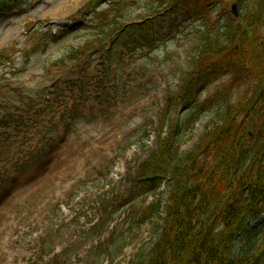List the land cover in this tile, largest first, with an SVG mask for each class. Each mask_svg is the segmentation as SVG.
Returning <instances> with one entry per match:
<instances>
[{"label": "rangeland", "instance_id": "rangeland-1", "mask_svg": "<svg viewBox=\"0 0 264 264\" xmlns=\"http://www.w3.org/2000/svg\"><path fill=\"white\" fill-rule=\"evenodd\" d=\"M88 2L26 0L24 7L0 12V57H4L0 62V117L3 105H12L18 94L37 98L40 93L51 94V86L63 80L85 82L84 90L102 88L63 124L44 117L46 129H52L44 131L48 134L42 139L46 143L51 138L50 148L45 145L39 157L33 153L35 162L24 172L16 159L17 147L25 140L0 136V183L6 182L0 186V264H127L158 237L165 194L146 200L145 204L160 203V211L152 222L139 225L138 206L145 198L133 190L129 171L155 149L156 116L166 94L178 90L182 68L190 70L196 64L192 61L197 62L192 58V30H182L148 59L127 56L111 67L113 74L104 80L99 56L87 55L75 62L65 59L85 34L79 31L62 38L68 34L62 29L83 27L79 15ZM211 2L217 13L228 14L236 3ZM238 8L236 14L243 12V6ZM130 9L131 15L142 12ZM53 31L61 39L47 38ZM212 86H207L202 97ZM73 89L58 94L76 100ZM212 117L213 111L205 112L203 120L183 136V150L197 142ZM141 130L146 133L139 135ZM44 132L32 127L27 139L30 145L41 149L38 139ZM22 149L27 153L30 148ZM263 221L264 216L253 228Z\"/></svg>", "mask_w": 264, "mask_h": 264}, {"label": "trees", "instance_id": "trees-1", "mask_svg": "<svg viewBox=\"0 0 264 264\" xmlns=\"http://www.w3.org/2000/svg\"><path fill=\"white\" fill-rule=\"evenodd\" d=\"M25 1L0 0V11ZM236 1L244 8L238 18L211 10V0H123L121 5L117 0H90L79 15L91 13L95 28L84 31L79 45L71 46L69 60L113 35H118V50L106 57L121 61L125 53L141 56L153 50L151 35L158 27L199 20L194 27L197 62L186 71L179 94L180 105L191 101L193 106L182 121L172 118L168 108L161 113L159 129L165 136L130 177L140 195L163 185L168 189L159 238L132 264H264V230L257 241L256 231L249 230L264 214V0ZM130 8L142 12L131 15ZM216 80L210 93L197 101L203 87ZM80 92L86 95L82 88ZM59 103L55 99L30 109L55 113ZM18 104L30 105L22 99ZM2 110V126L19 133L22 126L26 133L31 125L46 130L38 121L42 115L26 121L24 115ZM207 110L213 111L211 121L196 144L182 151V128H192ZM20 161L22 167L28 163ZM157 211L158 206L142 204L140 222Z\"/></svg>", "mask_w": 264, "mask_h": 264}]
</instances>
